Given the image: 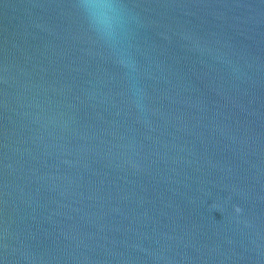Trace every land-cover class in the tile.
Wrapping results in <instances>:
<instances>
[{
    "label": "water",
    "instance_id": "95a60500",
    "mask_svg": "<svg viewBox=\"0 0 264 264\" xmlns=\"http://www.w3.org/2000/svg\"><path fill=\"white\" fill-rule=\"evenodd\" d=\"M0 0V264H264V0Z\"/></svg>",
    "mask_w": 264,
    "mask_h": 264
},
{
    "label": "clouds",
    "instance_id": "9594fccd",
    "mask_svg": "<svg viewBox=\"0 0 264 264\" xmlns=\"http://www.w3.org/2000/svg\"><path fill=\"white\" fill-rule=\"evenodd\" d=\"M85 7L98 26H102L105 29L110 28L112 5L109 0H86Z\"/></svg>",
    "mask_w": 264,
    "mask_h": 264
}]
</instances>
